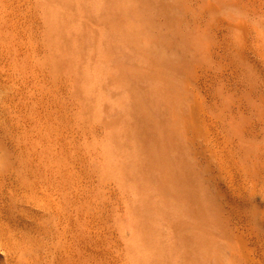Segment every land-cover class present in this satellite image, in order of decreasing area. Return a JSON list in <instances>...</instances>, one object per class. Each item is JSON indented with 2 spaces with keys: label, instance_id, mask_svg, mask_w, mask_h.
<instances>
[{
  "label": "bare ground",
  "instance_id": "obj_1",
  "mask_svg": "<svg viewBox=\"0 0 264 264\" xmlns=\"http://www.w3.org/2000/svg\"><path fill=\"white\" fill-rule=\"evenodd\" d=\"M27 3L28 17L34 18L29 51L37 61H22L12 77L20 85L13 90L12 108L19 116L17 127L25 134L27 156L37 167L34 189L40 193L41 208L52 222V235L62 240L59 248L48 250V264L55 259L59 264H80L74 259L76 249L87 257L83 264H151L142 212L137 208H146L150 202L139 154L133 152L139 145L132 106L141 105L152 119V131L157 134L153 146L164 152L165 127L180 135L202 179L203 162L208 166L206 176L221 183L226 179L208 145L218 135L214 134L218 127L228 136L224 147L233 149L243 167L256 166L264 145L258 144L255 152L247 144L264 136V130L255 133L258 125H264V0ZM2 5L0 17L12 11L8 3ZM11 22L10 32L22 44L19 29L25 22L20 15L11 17ZM38 83L43 90L38 100L47 99L50 104L43 112L29 108L22 92L23 88L33 95L30 85ZM213 142L210 146L216 151ZM179 163L187 167L184 159ZM194 190L201 191L199 183ZM224 190L206 197L205 203L211 212L209 220L220 225L229 260L217 256L211 230L204 228L199 232L202 256L185 250L187 264H264V240L256 239L254 230L239 226L236 204L229 190ZM192 196L198 206V195ZM221 208L228 211L227 218L221 216ZM112 215L118 217L116 221ZM228 220L240 229L235 228L237 233L228 228ZM147 223L161 231L165 227L169 236L183 230L169 220ZM163 239L161 234L159 245L154 246L166 262ZM165 248L171 253L170 262L174 252L172 247Z\"/></svg>",
  "mask_w": 264,
  "mask_h": 264
},
{
  "label": "rangeland",
  "instance_id": "obj_2",
  "mask_svg": "<svg viewBox=\"0 0 264 264\" xmlns=\"http://www.w3.org/2000/svg\"><path fill=\"white\" fill-rule=\"evenodd\" d=\"M66 1L69 4V0ZM6 3L9 4L12 11L8 9L7 12L2 13L4 17H0V264H48V258L46 257L48 250H52V248L56 250V248H59L62 240L60 239L61 236L58 235L56 237L52 235V222L48 220L46 213L41 208V202L39 200L40 193L34 189L37 167L35 162L30 163L27 156L23 142V136L25 134L17 127L19 116L17 112L14 114L13 111L15 109L12 108L13 90L20 89V85H15L12 82L15 81L12 77H15L16 70L20 69V63L22 61H26L27 63L31 59L33 64H36L35 61H37L31 56L29 51L32 42L34 18H32V15L28 17L31 13L27 0H0L2 10H4L2 4L6 5ZM11 13L12 16L10 15ZM108 14L112 16L111 9ZM19 15L21 21L25 22L24 27L19 29L23 36L22 44L13 36L14 33L10 32L12 28L11 17L17 18ZM4 48L8 53L4 52ZM37 77L39 78V75ZM30 87L34 90L33 95H29L26 89L24 91L22 88L27 106L36 112L41 111V109L42 112L48 110V107H50V104L47 103L48 100L44 99L39 101L37 98V94L41 95L40 91L43 92L40 83L36 85L31 84ZM132 107V123L136 126L135 132L133 131L134 135H136L134 138L139 145L133 152H136V155L139 154L138 159L142 164V172L144 174L142 183L145 185L144 190H146L148 201L150 202L146 208L140 205L137 208L142 212L140 222L146 231L145 240L148 242V253H152L151 264H187L188 260H185L184 257L185 250L193 254L195 252L197 257L198 255L202 256L201 246L203 243V235L199 234V232L204 228L211 230L210 236H213V240L216 241L215 251L217 252L218 249L217 256L223 259V261L229 260V249L226 246L225 240L221 238L220 225L216 224L215 220H209L211 212L205 203L209 200L206 197L211 199L212 194L216 195L219 193L221 195V190L225 188L229 190L228 195L231 194L229 196L232 199L233 205L236 204L234 208L241 219L239 226L245 227L249 232L254 230L255 238L257 239L259 236L258 239L264 240V231L261 232V230H264V215L261 216L258 213V211H263L264 213V169H262L264 168V155L256 161V166L250 165L247 169L244 168L239 157L233 154V149L231 148L229 151L224 147L228 141V136L224 132L225 130L221 128L224 131H219L220 127L218 129L215 128L214 134L218 133V135H215L216 139L213 136L214 140L210 138L211 142H215L216 145H214V142L213 145L217 147V150L222 148L220 152L227 151L230 153L226 155L227 152H225V158L222 157L224 154H221L219 151L217 152V150L214 151L215 149L213 148L215 147L210 146L212 143L208 140L209 148L211 147L210 149L217 156V158L215 156V159L218 160V163L214 159L217 168L224 172L226 179H230L229 181L227 180L226 187H224L225 184L222 185V183H225L226 179L221 183L218 179L206 176L208 175L206 173L208 166L203 161L204 164H202L201 169L204 170V177L202 179L198 176L196 169L193 167L194 165L189 161V154L185 153L189 149L187 143L183 144L184 140L180 138V135L172 127H165L167 135H164V152L160 146H153L151 141L153 138L156 139L157 134L154 135L152 131V119L141 108V105L135 103ZM210 120L213 121V116ZM263 128L264 125H258L255 133L261 134L264 130ZM220 132L221 134H219ZM217 140L222 143L218 144ZM258 144L264 145V136L262 134L258 139L249 142L247 145L250 150H255L256 152L258 151ZM217 154H220L221 158ZM231 156L233 157L231 158ZM180 158L187 162V167H183L179 163ZM224 160L227 162L226 165L229 163L226 167L225 162H223ZM235 163L236 165L238 164L237 168L235 167ZM233 165H235V168L232 171L230 168ZM227 167L231 171H227L225 169ZM243 174L246 178H242L241 175ZM174 181L176 186H174ZM198 183L202 192L194 190ZM209 183H212V185ZM193 193L198 195L196 198L199 199L200 207L196 205L194 196H192ZM205 199L206 201H204ZM242 203L246 204L243 205ZM246 209L248 215L250 214L248 217H246L247 212H245L246 215H244V212V214L242 213L243 216L241 214ZM219 211H222V213L220 212L221 216L224 218L228 217L227 210L221 208ZM117 218L116 215H112L113 220H117ZM245 218H248L250 221H247ZM152 219L178 222L183 230L177 234L170 233L171 235L169 236V232H167L165 227L161 231L158 227L154 228L149 226L147 221H152ZM242 219L247 221L245 225ZM228 221V228L233 229L234 232L235 228L239 229L235 226L234 222L232 224L231 220ZM248 222H250V225H246ZM146 225L149 228H154L158 235L153 230L151 231V229L146 228ZM161 234L166 240L164 241L163 239V248L165 250L163 256L166 258V262L164 259L162 260L163 257H160L161 253H158L156 246H154L156 244L157 246L159 245V241L157 240L159 237L161 238ZM165 247H172V251L174 252L171 255L170 262L171 253ZM81 252L79 253L76 249L73 255L75 256L74 259L78 260L80 264H83L87 257L82 256ZM198 260L201 259L199 258ZM50 262V264H59L56 259L53 261L50 260Z\"/></svg>",
  "mask_w": 264,
  "mask_h": 264
}]
</instances>
